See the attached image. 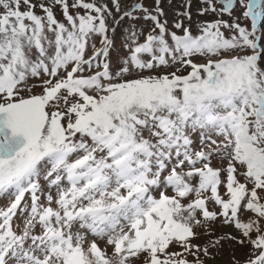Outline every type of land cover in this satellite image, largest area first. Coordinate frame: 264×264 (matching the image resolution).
<instances>
[{
    "label": "snow or ice",
    "instance_id": "1",
    "mask_svg": "<svg viewBox=\"0 0 264 264\" xmlns=\"http://www.w3.org/2000/svg\"><path fill=\"white\" fill-rule=\"evenodd\" d=\"M110 3L0 0V264H206L224 240L264 264V0H200L197 35L190 0L182 34L161 0ZM217 221L240 236L192 243Z\"/></svg>",
    "mask_w": 264,
    "mask_h": 264
},
{
    "label": "rangeland",
    "instance_id": "2",
    "mask_svg": "<svg viewBox=\"0 0 264 264\" xmlns=\"http://www.w3.org/2000/svg\"><path fill=\"white\" fill-rule=\"evenodd\" d=\"M71 3L72 0H69ZM124 3H131L132 0H123ZM139 2L143 3L146 7H148L150 10L155 7V0H139ZM97 3H108V6L111 7L110 0H97ZM185 3L186 0H161V7L164 10V17L162 19H165L169 22L168 26L171 30L177 31L178 34H182L181 31L176 30L172 28V23L178 19H181L180 17H177L176 13L177 12H183L185 10ZM191 7L188 8V11L191 12L192 14V23H191V30L194 35L199 34V30L197 28V24L200 21H211L217 19V16L215 14L209 13L204 16H200L198 14V10L202 7L200 0H190ZM219 7V5H217ZM56 18L60 20L61 22H65L61 10L59 7L54 9ZM82 11V10H80ZM243 9L240 8L239 3H237L236 7L233 10V14L235 16H240L242 13ZM37 12L39 14V9H37ZM224 20H230L231 18L227 15H224L222 17ZM184 19V24L185 26H189V22L187 21L186 18ZM240 23L244 26H249L250 27V21L248 20H240ZM109 24H111V20H109ZM125 26L126 22L124 25H122L120 28L117 29V32L113 36L114 40V47L110 50V59L113 63V65L116 64L118 58L124 57L129 55L128 51L123 47V44L125 42L127 32L125 31ZM137 28L142 29L143 31L147 32L149 28L151 27V22L150 21H144L140 20L137 22ZM225 32V35L228 36L230 33L227 30H223ZM99 37L95 38V42L97 44V47L100 46L99 44ZM144 39L143 36L140 37V41L142 42ZM262 44H264V40L261 41ZM87 55H91V49L89 48ZM197 63H202L204 62L203 58L201 57H194L193 58ZM174 69H162V71H172ZM190 69H185L182 74H186L187 71ZM36 93L40 92L39 88L34 89ZM194 148H197L199 145V138L194 136ZM214 167H221L222 164L218 159H213L212 161ZM221 192L223 193V189H221ZM8 204L7 199H0V208L6 207ZM211 210H217L216 206L210 205ZM252 213H245L244 216H242V219H247V217L252 216ZM16 224L19 225L20 221L17 219ZM22 226V225H21ZM212 234L209 236L206 234L208 230L202 229V228H197L195 231L199 234L196 239L192 240L193 244H198L200 246H206L210 240L214 241L216 238L220 236H225L227 234L235 235V236H240V233L235 230L233 226H225L221 224L219 221H217L215 224L210 225L209 229ZM222 247H217V248H210V257H205L201 254V259H204L206 264H231L232 261V256L235 255L238 259L243 261L244 259L247 258L248 254V247L241 246L239 244H236L235 242L224 240L222 241ZM103 246V245H101ZM171 251H181L178 247H173L170 249ZM187 255V254H185ZM189 261H192L194 257L188 256Z\"/></svg>",
    "mask_w": 264,
    "mask_h": 264
}]
</instances>
